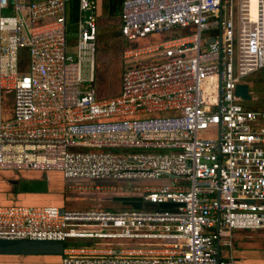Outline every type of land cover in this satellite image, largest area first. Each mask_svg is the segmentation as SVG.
I'll use <instances>...</instances> for the list:
<instances>
[{
  "label": "built area",
  "instance_id": "2783aa9c",
  "mask_svg": "<svg viewBox=\"0 0 264 264\" xmlns=\"http://www.w3.org/2000/svg\"><path fill=\"white\" fill-rule=\"evenodd\" d=\"M245 1L121 0L120 35L140 43L121 58L156 56L96 97V0H78L71 51L69 0H0V170L55 171L82 181L74 195L126 204L0 205V239L60 240L58 264H264L231 236L264 230V110L234 93L264 68V0L251 21Z\"/></svg>",
  "mask_w": 264,
  "mask_h": 264
},
{
  "label": "rangeland",
  "instance_id": "374dc122",
  "mask_svg": "<svg viewBox=\"0 0 264 264\" xmlns=\"http://www.w3.org/2000/svg\"><path fill=\"white\" fill-rule=\"evenodd\" d=\"M97 1V0H96ZM244 1V0H242ZM247 5V17L251 21L254 18V8L255 0H246ZM245 1V2H246ZM245 3H242V6ZM236 3L234 8L236 10ZM99 11V10H98ZM101 11V8H100ZM95 23L97 26V36L95 39L94 46V66L93 71V88L96 96L98 97H109L111 95L117 94L120 89V71L126 66L134 65L136 63H141L147 60L153 59L156 54H147L141 55L137 58L122 59L121 52L123 49H130L133 46H137L139 42H128L124 39L116 36V22H113L110 18L107 17L106 13H99L95 18ZM233 25L234 31L237 36V15L233 14ZM242 25L245 26V22L242 21ZM187 32L183 28L174 27L166 33L167 38L177 37L186 34ZM74 37V33H68L67 48L69 51L72 50L71 40ZM161 37H152L148 38V42L159 40ZM26 57L21 59L25 61ZM243 81L248 85V90L250 91V99L241 101L245 107L262 109L264 110V68H260L251 72L246 76ZM206 87H210L209 83L205 82L202 85V90ZM10 108V103L7 99L2 100L1 102V118L8 116ZM202 133V131H198ZM51 177L46 176L43 179H38L40 185H37L39 188H45L47 181ZM36 179V180H37ZM53 179V178H52ZM61 179V178H60ZM55 181L57 179L55 178ZM82 181L76 180H62V191L59 193L58 190L53 191V197L56 200L57 207L64 208H85L89 204L98 205L105 208H116L118 206H126L119 198H105L102 199L99 195H90V196H78L74 195L65 189L66 184L81 183ZM155 181H141L144 184H151ZM63 192V194H62ZM58 194H62L64 200L60 198ZM27 205V204H25ZM34 205V204H32ZM38 205H52L48 204H38ZM231 236L234 238V255L244 259H262L264 258V230H232ZM76 244V243H73ZM65 245H72L67 243ZM18 262V259L11 260L7 259L5 263L14 264ZM18 264V263H17Z\"/></svg>",
  "mask_w": 264,
  "mask_h": 264
},
{
  "label": "crops",
  "instance_id": "0c3cea01",
  "mask_svg": "<svg viewBox=\"0 0 264 264\" xmlns=\"http://www.w3.org/2000/svg\"><path fill=\"white\" fill-rule=\"evenodd\" d=\"M46 176L51 177L46 187L39 188L37 185H40V182L37 178L43 179ZM62 180L60 173L55 171L0 170V205H56L52 193L56 192L55 190L59 193L63 190ZM62 194L58 195L64 200Z\"/></svg>",
  "mask_w": 264,
  "mask_h": 264
},
{
  "label": "water",
  "instance_id": "95a60500",
  "mask_svg": "<svg viewBox=\"0 0 264 264\" xmlns=\"http://www.w3.org/2000/svg\"><path fill=\"white\" fill-rule=\"evenodd\" d=\"M101 0L96 1V14L100 13ZM99 10V11H98ZM87 15L88 11H84ZM247 84H236L234 88L235 95L239 96L242 101L250 99L247 93ZM36 206V205H28ZM61 213L63 207H58ZM63 242L60 240H31V239H0V255H17V256H34V255H55L61 253Z\"/></svg>",
  "mask_w": 264,
  "mask_h": 264
},
{
  "label": "trees",
  "instance_id": "16d2710c",
  "mask_svg": "<svg viewBox=\"0 0 264 264\" xmlns=\"http://www.w3.org/2000/svg\"><path fill=\"white\" fill-rule=\"evenodd\" d=\"M121 0H101V13H106L107 17L110 18L113 22H116V36L120 38L119 32V10H120ZM77 4L78 0H69L67 6V15L65 21V31H66V39L70 41L67 36L68 33H74L76 29V17H77ZM100 13V14H101ZM73 40V39H72ZM71 40V42H72ZM69 42V43H71ZM95 66L93 68V71ZM122 71V69H121ZM120 71V73H121ZM94 76V74H93ZM120 77V76H119ZM94 81V78H93ZM94 89V88H93ZM95 93V91H94ZM96 96V94H95ZM98 97V96H96ZM262 110V109H261ZM87 207H101L98 205L89 204ZM86 208V207H85ZM7 259L15 260L18 259V262L14 261V264H58V256L55 255H34V256H17V255H0V264H9L5 263ZM249 260H264L262 259H249Z\"/></svg>",
  "mask_w": 264,
  "mask_h": 264
}]
</instances>
